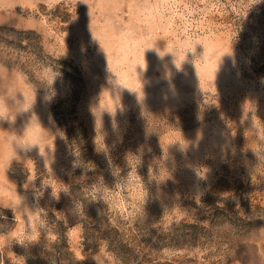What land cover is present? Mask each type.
Masks as SVG:
<instances>
[{
    "label": "rangeland",
    "instance_id": "374dc122",
    "mask_svg": "<svg viewBox=\"0 0 264 264\" xmlns=\"http://www.w3.org/2000/svg\"><path fill=\"white\" fill-rule=\"evenodd\" d=\"M0 264H264V0H0Z\"/></svg>",
    "mask_w": 264,
    "mask_h": 264
}]
</instances>
